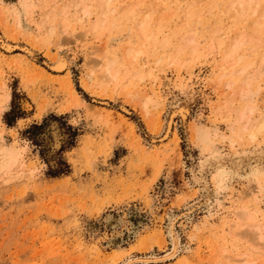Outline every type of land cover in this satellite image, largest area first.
I'll list each match as a JSON object with an SVG mask.
<instances>
[{
	"label": "rangeland",
	"instance_id": "1",
	"mask_svg": "<svg viewBox=\"0 0 264 264\" xmlns=\"http://www.w3.org/2000/svg\"><path fill=\"white\" fill-rule=\"evenodd\" d=\"M109 1L89 0L88 19L101 26L92 34L91 22L82 29L73 16L74 0H0V264H227L214 258L223 247L233 258L240 254L243 262L264 264L263 252L251 245L243 227L237 232V224L236 237H230L233 222L264 224V129L256 130L264 110V29L260 36L249 30L263 0L240 23L228 17L237 5L227 7L231 0H111L108 9ZM191 2L196 4L188 7ZM68 3L66 28L59 12ZM136 4L141 13L126 16ZM205 5L208 10H200ZM146 6L154 10L147 30L153 43L135 32ZM243 32L248 37L232 59L237 62L213 70L231 37ZM190 36L198 57L186 48ZM209 39L219 44L215 55L203 52L212 45ZM106 55L119 66L117 78L109 81L101 71ZM59 56L67 67L57 72L50 65ZM190 57L197 60L192 64ZM138 69L146 74L150 69L151 77L142 72L138 81ZM69 80L88 105L72 95ZM249 81L251 90L261 91L248 100L242 91ZM125 93L149 95L144 109L152 113L151 127ZM242 100L254 107L243 123L237 117ZM192 124L217 128L211 150L195 142ZM245 125L250 128L241 132ZM234 128L244 139L232 145ZM258 183L262 197L241 198L240 191ZM240 207L255 219L243 216ZM172 227L178 240L174 255Z\"/></svg>",
	"mask_w": 264,
	"mask_h": 264
},
{
	"label": "bare ground",
	"instance_id": "2",
	"mask_svg": "<svg viewBox=\"0 0 264 264\" xmlns=\"http://www.w3.org/2000/svg\"><path fill=\"white\" fill-rule=\"evenodd\" d=\"M56 1V0H55ZM54 0H53V2H55ZM101 1V0H100ZM208 2H209V0H207ZM232 1V2H231ZM229 3H228V5H227V7H229V5H231V7L233 6V5H235V4H237L236 6H233L234 8L232 9L231 8V10H233V12H231L232 14H228L229 16L228 17H230V18H233L234 20H231L232 22L234 21V22H238V21H241V22H243L245 19H246V17H247V15H249V14H253V12L254 13H256V11H257V7H258V5H259V3H260V1L261 0H231ZM52 2V3H53ZM94 2V1H93ZM104 2V1H103ZM172 2V1H171ZM197 2V1H196ZM199 3L201 2V0L200 1H198ZM197 2V3H198ZM203 2V1H202ZM206 2V1H205ZM210 2H212V0L210 1ZM209 2V3H210ZM263 2H264V0H263ZM262 2V3H263ZM101 3V2H100ZM99 3V4H100ZM173 4H174V2H172ZM176 3V2H175ZM179 3H181V2H179ZM193 2H191V3H188L187 4V6L189 5H191ZM198 3V4H199ZM261 3V4H262ZM70 3H68V4H66L65 6L63 5V7L61 8L62 10H61V12H59L60 14H61V16H63V27H66L67 28V24L69 23L70 24V22H69V19L71 18H67V12L69 13V11L70 10H68V8H70L71 6H74L73 8H74V11H73V16L75 17V19L76 20H78L79 21V23L78 24H80L81 25V28L83 29V28H85V24H90V22L91 21H89V19H88V17L90 16V14H92L91 13V11H90V2H89V0H74V2H71V6L69 5ZM156 4V3H155ZM158 4V3H157ZM169 4H171L170 2H169ZM196 3H193L192 5H195ZM69 5V6H68ZM79 5H80V7H79ZM136 5H137V8H136ZM135 5V7H133V8H129V9H127V10H129L128 12H127V15L126 16H128V17H130L131 16V14H137L138 13V11L140 10V7H139V10H137L138 9V4H136ZM180 5V4H179ZM191 5V6H192ZM202 5V4H201ZM207 5V4H206ZM206 5H205V7H203V8H201V6H200V10L202 9H204L205 8V10H208V9H206ZM108 9H111V0L109 1V3H108ZM167 6H168V4H167ZM167 6H166V8H167ZM171 6V5H170ZM188 6V7H189ZM264 6V5H263ZM132 7V6H131ZM161 6H159V8H160ZM176 7H178V6H176ZM188 7H187V10L189 11V12H191V10H189L188 9ZM208 7V6H207ZM213 7V6H212ZM211 7V8H212ZM227 7L225 8V9H227ZM260 7H262V6H260ZM125 8H127V7H125ZM162 8V7H161ZM163 8H165V7H163ZM179 8V7H178ZM181 8V7H180ZM192 8V7H191ZM259 8V7H258ZM168 9V8H167ZM195 9V8H194ZM261 9V8H260ZM26 10V9H25ZM72 10V9H71ZM142 10V9H141ZM141 10L139 11L140 13H141ZM144 10H145V13H144V15H145V17L139 22V23H137V24H139V28H137V27H135V28H137V30L135 29V32H137V31H139L141 34H142V36L141 37H144L145 39L144 40H151L152 41V43H153V41H156V40H154L152 37H154L153 35H148L147 34V30H148V20H149V12H150V14L152 13V8H151V6H146L145 8H144ZM159 10H161V9H159ZM180 10V9H179ZM197 10V9H196ZM211 9H209V11H210ZM230 9H229V11H231ZM26 11H28V10H26ZM101 11V10H100ZM162 11H163V9H162ZM167 11V10H166ZM208 11V12H209ZM97 12V11H96ZM99 12V11H98ZM102 13L101 14H104L105 16H103V18L104 17H106V15H107V17H108V14H107V11L106 10H102L101 11ZM121 12H123V11H121ZM126 12V11H125ZM153 12H154V10H153ZM164 12V11H163ZM184 12H185V9H184ZM189 12H188V15H189ZM198 12H201V11H198ZM204 12H206V13H208L207 11H204ZM211 12V11H210ZM227 12V11H226ZM81 15H80V14ZM139 13V14H140ZM206 13H204L205 15H207ZM258 13V12H257ZM260 14H259V17H257L255 20H253V19H251V20H253L252 22H251V29H249V27H247L249 30H250V32L251 33H254L255 35L256 34H258L259 35V33L260 32H262V30L264 29V21L262 20L263 18H264V8H263V11L261 10L260 12H259ZM72 14V13H71ZM98 14H100V12L98 13ZM153 14V13H152ZM151 14V15H152ZM187 14V13H186ZM185 14V15H186ZM193 14V13H192ZM194 14H196L195 12H194ZM200 14V13H199ZM201 14L203 15V13L201 12ZM15 16H14V18L16 17V27H20L21 26V20H20V17H19V15L17 14V16H16V14H14ZM119 15V16H118ZM118 19H121L122 18V20L124 21V16H125V14L124 15H122V14H120V12L118 13ZM122 15V17H120ZM256 15V14H255ZM116 16V17H117ZM135 16H138V14L137 15H135ZM140 16L142 17L143 16V14H140ZM194 16V15H193ZM132 17V16H131ZM134 17V16H133ZM140 17V18H141ZM150 17H152V16H150ZM185 17H187V15L185 16ZM196 18H198L197 16H195ZM249 17V16H248ZM247 17V18H248ZM256 17V16H255ZM110 17H108V19H109ZM201 18V17H200ZM106 19V18H105ZM118 19H116V20H118ZM127 19V18H126ZM125 19V20H126ZM131 19V18H130ZM188 19H189V16H188ZM71 20V19H70ZM100 20V19H99ZM98 20V21H99ZM104 22L106 21V20H104V19H102ZM101 20V21H102ZM151 20H153V18L151 19ZM186 20H187V18H186ZM185 20V21H186ZM202 20V19H201ZM200 20V21H201ZM250 20V21H251ZM94 21H96V19L94 20ZM115 21V20H114ZM247 21V20H246ZM250 21H248V22H250ZM92 22H93V20H92ZM92 22H91V26H90V28H91V31H92V34L93 33H96V32H99V29H100V27H99V23L98 24H95L94 22H93V24H92ZM107 22V21H106ZM110 22V21H109ZM118 22V21H117ZM52 23V22H51ZM101 23H103V22H101ZM100 23V24H101ZM189 23H191L190 22V20H189ZM238 23H240V22H238ZM104 24V23H103ZM102 24V25H103ZM110 24V23H109ZM111 24L113 25V23H112V21H111ZM155 24V23H154ZM236 24V23H235ZM247 24V23H246ZM250 24V23H249ZM61 25V24H60ZM111 25V26H112ZM114 25H115V23H114ZM117 25H119L118 23H117ZM152 25V24H151ZM87 26V25H86ZM120 26H122V24L120 25ZM138 26V25H137ZM153 26V25H152ZM151 26V27H152ZM186 26V25H185ZM216 26H217V24H216ZM246 26H248V25H246ZM103 27H105L104 25H103ZM102 27V28H103ZM113 28H114V26H112ZM111 27V28H112ZM118 27V26H117ZM154 28H156L157 29V26L156 25H154L153 26ZM213 28H215L214 26H212ZM65 28V29H66ZM88 28V27H87ZM89 28V29H90ZM159 28V27H158ZM185 28V27H184ZM212 28V29H213ZM219 28V27H218ZM63 29V28H62ZM139 29V30H138ZM64 30V29H63ZM88 30V29H87ZM86 30V31H87ZM152 30V29H151ZM65 31V30H64ZM90 31V32H91ZM149 31V30H148ZM154 31V30H153ZM212 32H211V37H212V33H214L215 32V29H213V30H211ZM217 31H219V30H217ZM150 32H152V31H150ZM154 32H156V31H154ZM242 32V31H241ZM85 33V32H84ZM87 33V32H86ZM86 33H85V35H86ZM89 33V32H88ZM100 33V32H99ZM138 33V32H137ZM153 33V32H152ZM237 33V32H236ZM235 33V34H236ZM247 33H249V31L247 32ZM91 34V33H90ZM135 34V33H134ZM215 34V33H214ZM239 34V33H238ZM237 34V35H238ZM99 35V34H98ZM209 35V34H208ZM233 36H235L234 34H232ZM247 34L246 33H241L240 35H238V36H236L235 37V39H234V37H231V42L230 43H228V45H227V47H225L226 49H225V51H223V52H225V53H223V55H224V57H221V59H222V61L221 60H219V63H217V65H213V67L215 66H219L218 67V69H220V67H221V64L222 63H225L226 64V68H227V66H229V61H230V63L231 62H233V61H236V58H235V60H232V59H234V57H236V53H237V51L241 48V46L243 45V43H245L246 44V42H245V37H248V36H246ZM261 35V34H260ZM259 35V36H260ZM158 36V35H157ZM94 37H96V36H94ZM97 37H99V36H97ZM140 37V36H139ZM186 37V36H185ZM250 37V36H249ZM152 38V39H151ZM212 38H214V37H212ZM217 38V37H216ZM139 39V38H138ZM250 39H252V38H250ZM253 39H255V38H253ZM143 40V38L141 39V41ZM149 40V41H150ZM181 40V39H180ZM211 40H213V44L210 42V39H209V44L211 45V47H206V48H208L207 50H203V52L204 51H206L204 54H206V55H208V54H210V53H212V52H214L215 51V47L216 46H218L219 44H217L216 45V41H215V44H214V39H211ZM218 40H220V39H218ZM218 40H217V43H219L218 42ZM247 40V39H246ZM5 41V40H4ZM139 41V40H138ZM150 41V42H151ZM195 40H193L192 38H191V36H190V38H189V40L187 41V43L188 44H190L189 46H186V48L187 47H189V48H191V50H192V55H194V54H196L198 51H199V49H198V45H194L195 44V42H194ZM222 41L223 40H221V44H222ZM248 41V40H247ZM144 42V41H143ZM143 42H139V43H142L141 45H139V46H141L142 48L144 47L143 46ZM146 42V41H145ZM183 42V41H182ZM182 42H181V44H182ZM198 42V41H197ZM249 42H251V41H249ZM6 43H8V42H5V43H3V45H5V46H7L8 48H11V46L9 45V44H6ZM159 44H161L162 42H158ZM207 43V42H206ZM180 44V45H181ZM197 44V43H196ZM14 45V44H13ZM156 45V44H155ZM177 45V44H176ZM180 45H178V46H180ZM185 45V44H184ZM184 45H182V47L184 46ZM216 45V46H215ZM162 46H163V44H162ZM191 46V47H190ZM244 46V45H243ZM248 46H250V45H248ZM126 47H128V46H126ZM125 47V49H127ZM148 48H149V46H147ZM159 47V45L155 48V49H157ZM246 47V46H245ZM245 47H243V48H245ZM27 48V47H26ZM129 48V50H130V48H132V47H128ZM135 48H137V46L135 47ZM139 48V47H138ZM141 48V49H142ZM150 48H151V45H150ZM178 48V47H177ZM181 47H179V49H180ZM201 48H203V46L201 47ZM205 48V49H206ZM248 48V47H247ZM125 49H124V52H125ZM133 49V50H132ZM131 50H132V54H133V51H134V48H132ZM183 49H185L184 47H183ZM182 49V50H183ZM218 49V48H217ZM246 49V48H245ZM11 50V49H10ZM128 50V49H127ZM130 50V51H131ZM138 50H140V49H138ZM144 49H142V52H141V50H140V53H144L145 52V50L143 51ZM185 50H189V49H185ZM201 50V49H200ZM9 51V50H8ZM26 51H28V50H26ZM149 51V50H148ZM184 51V50H183ZM190 51V50H189ZM189 51H187V54L189 53ZM242 51H243V49H242ZM241 51V52H242ZM100 52V51H99ZM129 52V51H128ZM135 52V51H134ZM174 52V51H173ZM179 52H181V51H179ZM216 52V51H215ZM215 52L213 53L214 55H215ZM239 52H240V50H239ZM238 52V53H239ZM240 52V53H241ZM109 53V52H108ZM130 53V52H129ZM148 53V52H147ZM175 53V52H174ZM176 53H177V51H176ZM175 53V54H176ZM186 53V52H185ZM200 53H202L201 51H200ZM219 53H220V51H219ZM95 54V53H94ZM94 54H92V55H94ZM105 54V53H104ZM124 54V53H123ZM125 54H126V52H125ZM125 54H124V56H125ZM136 54H137V51H136V53H134V56H136ZM145 54V53H144ZM198 54V53H197ZM197 54H196V57H198L197 56ZM222 54V53H221ZM131 55V54H130ZM130 55H128L129 57H132V56H130ZM140 55V54H139ZM148 55V54H147ZM179 55H181L180 53H179ZM239 55V57H241L242 55H240V54H238ZM62 56V55H61ZM102 56H103V54H102ZM102 56H100V57H102ZM118 56V55H117ZM132 57L131 59H132V61H133V58L135 59V57ZM182 56V55H181ZM222 56V55H221ZM104 57V56H103ZM122 57V56H121ZM167 57V56H166ZM173 57V55H171V60L174 58H172ZM177 57H179V56H176V58ZM187 57V56H186ZM196 57H195V59L193 58H191V59H189L188 61H195V60H197L196 59ZM212 57H214V56H212ZM216 57V56H215ZM158 58V57H157ZM156 58V59H157ZM161 58V57H160ZM159 58V59H160ZM163 58V57H162ZM180 58V57H179ZM203 58V57H202ZM207 58V57H206ZM116 58H113V57H111V56H105V60L103 61V69L101 70V71H103V73H105V76H104V79L106 80V78H107V80L106 81H109L110 79L112 80V79H116L117 78V73H119V68H117V67H119V66H116V61H117V59L115 60ZM130 58H129V60L128 61H130L131 60ZM158 59V60H159ZM165 59V58H164ZM163 59V62H165L166 63V59L164 60ZM184 58H182L181 60H183ZM200 59V58H199ZM231 59V60H230ZM162 60V59H161ZM161 60H160V63H161ZM170 60V59H169ZM170 60V61H171ZM180 60V59H179ZM180 60V61H181ZM138 61V60H137ZM179 61V62H180ZM190 61V62H191ZM193 61V62H194ZM214 61H215V59H214ZM221 61V62H220ZM262 63H261V65H264V58H262ZM125 62H126V60H125ZM162 62V63H163ZM172 62V61H171ZM178 61H174V63H177ZM183 62V61H182ZM212 62H213V59H212ZM237 62V61H236ZM130 63V62H129ZM128 63V64H129ZM131 63H133V62H131ZM173 63V62H172ZM173 63V64H174ZM184 63V62H183ZM186 63H188V62H186ZM192 63V62H191ZM234 63V62H233ZM156 64L158 65L159 63H157L156 62ZM164 64V63H163ZM163 64H159L160 66L161 65H163ZM167 64V63H166ZM193 64V63H192ZM213 64H214V62H213ZM225 64L223 65V66H225ZM228 64V65H227ZM124 65V64H123ZM134 65V64H133ZM137 65V64H136ZM136 65H134V66H136ZM143 65V64H142ZM151 65V64H150ZM168 65H169V63H168ZM180 65H182V64H180ZM179 65V66H180ZM231 65V64H230ZM50 66H52V68L55 70V71H57V72H60V71H63V70H65L66 69V67H67V61L66 60H64V59H62V58H60V56H59V58L58 59H56V61L53 63V65H50ZM102 66V65H101ZM145 66V65H144ZM156 66V65H155ZM174 66V65H173ZM179 66L177 67V68H179ZM184 66H186V65H184ZM223 66H222V69H223ZM121 67V66H120ZM127 67V66H126ZM152 67V66H151ZM150 67V68H151ZM156 67H158V66H156ZM175 67V66H174ZM182 67V66H181ZM180 67V68H181ZM215 67L213 68V70L215 69ZM217 67H216V69H217ZM51 68V69H52ZM123 67H121V69H122ZM128 68V67H127ZM160 68V67H159ZM177 68H176V70H177ZM180 68H179V70H180ZM246 67H244V68H242L241 69V72H243V70L245 69ZM125 70H126V68H124ZM137 69V68H136ZM141 69H142V66H141ZM140 69V70H141ZM182 69H184V68H182ZM229 69V68H228ZM144 70V69H143ZM143 70L142 71H139V69L138 70H136L135 71V73L137 74V76H135L137 79H138V81L139 80H141V78H142V76H141V78L139 79L138 77H140V75H143L144 76V74H145V78H146V76H148V77H151V76H149L148 75V71H150V69H148V71H147V74L145 73V72H143ZM152 70H153V68H152ZM212 70V71H213ZM233 70V69H232ZM258 72L256 71V76L260 73V71H261V68L259 67L258 69ZM41 71V70H40ZM97 71H100L99 69L97 70ZM121 71V70H120ZM126 71H128V70H126ZM137 71H139L140 73H139V76H138V73H137ZM161 71V70H160ZM178 71V70H177ZM181 71V70H180ZM221 71V70H220ZM132 72V71H131ZM142 72L144 73V74H142ZM153 72V71H152ZM182 72V71H181ZM219 72V71H218ZM222 72V71H221ZM226 72H228V71H226ZM230 72H231V70H230ZM103 73H102V75H103ZM122 73H124V72H122ZM134 72H132V74L134 75L135 74ZM179 73V72H178ZM215 73H217V71H215ZM129 74V73H128ZM127 74V75H128ZM131 74V75H132ZM135 74V75H136ZM149 74H151V73H149ZM223 73H220L219 72V75L221 76ZM229 73H227L226 75H228ZM152 75V77L154 78V75H153V73L151 74ZM158 75V74H157ZM157 75H156V77H157ZM213 75V74H212ZM120 76V74L118 75V77ZM216 76V75H215ZM218 76V75H217ZM216 76V77H217ZM223 76H224V74H223ZM122 77V76H121ZM131 77V76H130ZM156 77H155V79H156ZM228 77V76H227ZM215 78V77H214ZM213 77H212V79H214ZM222 77H220V79H221ZM109 79V80H108ZM131 79H132V77H131ZM143 79V78H142ZM209 79H210V77H209ZM218 79V80H217ZM216 80L217 81H219V76H218V78H217ZM224 79V78H223ZM228 79V78H227ZM246 79V78H245ZM24 80H26V79H24ZM102 81H104L103 79H101ZM119 80V79H118ZM211 80V79H210ZM215 80V81H216ZM247 80V79H246ZM115 81V80H114ZM138 81H137V83H138ZM214 81V82H215ZM215 82V84L214 85H216V83H218V82ZM224 81V80H223ZM225 81H227V80H225ZM91 82V81H90ZM105 82V81H104ZM120 82V81H119ZM230 82H232V81H230ZM97 83H99V82H97ZM106 83V82H105ZM123 83V82H122ZM133 83H134V80H133ZM211 83V82H210ZM224 82H222V84H223ZM226 83V82H225ZM233 83V86H234V82H232ZM245 82H243V84H244ZM250 83V84H249ZM251 83L252 82H248L247 84H248V87H247V84H245V87H247L245 90H241L242 91V94L245 96V98L246 99H248L249 100V96L251 95H253V94H256V93H258V92H260L261 91V89L258 87V88H256V90H251V88L249 87V85L251 86ZM93 84V83H92ZM96 84V83H95ZM135 84V83H134ZM68 85H69V88H70V90H71V92H72V95L74 96V97H76V99L78 100V101H80V103H82V104H84V105H88V102L85 100V99H82V97H79V94L75 91V89H74V86L72 85V81H70L69 80V82H68ZM100 85H101V82H100ZM221 85V84H220ZM224 85V84H223ZM223 85H221L222 87H223ZM226 86H227V88H228V86L229 87H232L231 85L232 84H225ZM89 86V85H88ZM96 86H99V84L98 85H96ZM240 87H241V85H240ZM89 88V87H88ZM91 88H92V86H91ZM96 88V87H95ZM97 88H99V87H97ZM96 88V89H97ZM158 89V88H157ZM234 89V88H233ZM238 89V88H237ZM236 89V90H237ZM242 89H244V87H242ZM140 90V89H139ZM154 90H156V88L154 89ZM128 91V90H127ZM135 91V90H134ZM240 91V88H239V90H238V92ZM139 91H137V93H138ZM144 92V91H143ZM146 92V91H145ZM145 92H144V94H145ZM234 92H235V90H234ZM136 93V92H135ZM135 93H130V95H127L126 93V95L129 97V98H127L128 100V102L129 103H132L131 105L133 106H135V107H138V108H140L139 110L141 111V113H142V115H143V117H144V119L147 121V123L149 124V126L151 127L152 125H151V123H152V119H151V114H150V112H146L145 111V109H144V106H145V104L148 102L147 101V99L145 100V98L144 97H147V96H149V95H147V96H145V95H141L142 94V91L140 92L141 94H139V95H135ZM147 93V92H146ZM233 93V92H232ZM239 93H241V92H239ZM129 94V93H128ZM159 94V93H158ZM141 95V96H140ZM236 95V94H235ZM8 96V95H7ZM73 97V98H74ZM6 98V97H5ZM150 98V97H149ZM233 98V97H232ZM241 98V97H240ZM151 99H152V97H151ZM243 99H244V97H243ZM126 100V99H125ZM149 100V99H148ZM245 100V99H244ZM247 100V101H248ZM147 101V102H146ZM151 101V100H150ZM149 101V102H150ZM234 101V100H233ZM4 102V101H3ZM148 102V103H149ZM242 105H241V107L239 106V108H238V106H237V110H238V112H239V115H237V117H238V120L239 121H242V123H243V121L244 120H246L248 117H249V115H251V113H252V111L254 110V107L253 106H249V105H247L246 104V102H244L243 100H242ZM7 103V102H6ZM148 103L146 104V105H148ZM5 104V103H4ZM244 104V105H243ZM220 106V105H219ZM87 107V106H86ZM216 107V106H215ZM232 107V106H231ZM101 110H103V109H101ZM148 110H149V108H148ZM179 110H181V109H179ZM182 110H184V109H182ZM181 110V112H183ZM105 111V110H104ZM108 112H109V110H107ZM111 111V110H110ZM110 113V112H109ZM179 113V112H178ZM186 113V112H185ZM174 114L175 113H173V116H174ZM181 114V113H180ZM183 114H184V112H183ZM105 115V114H104ZM182 115V114H181ZM261 115V114H260ZM110 116V115H109ZM108 116V117H109ZM105 117V116H104ZM106 117H107V115H106ZM153 117V116H152ZM184 117V116H183ZM260 118H258V119H261L260 121H257L258 123H260L259 125L261 126V127H258V125H256V127H258V128H256V130L257 129H259V130H257L258 132H262V130L264 129V110L262 111V118H261V116H259ZM249 118H251V116L249 117ZM248 118V119H249ZM110 119H111V117H110ZM173 119V118H172ZM255 119V118H254ZM237 120V121H238ZM105 121H106V119H105ZM111 121V120H110ZM150 121H151V123H150ZM236 121V122H237ZM248 121V120H247ZM126 122V121H125ZM169 122V121H168ZM246 122V121H245ZM244 122V123H245ZM257 122H256V124H257ZM108 123V122H107ZM235 123V122H234ZM242 123H241V127H243V125H242ZM249 122H247V124H248ZM253 123H254V125H255V120L253 121ZM246 124V125H247ZM252 124V123H251ZM130 125H132V124H130ZM168 125V124H167ZM193 125V124H192ZM245 125V127H244V129L243 130H241V132L242 131H244L245 130V128H247V129H249L248 128V126H246ZM249 125V124H248ZM169 129H170V123H169ZM236 126V125H235ZM240 126V125H239ZM241 127H239V129L241 128ZM252 127H254L253 125H252ZM251 127V128H252ZM192 129H193V133H194V135H193V138H195V142L199 145V146H201V148L203 149V150H211L212 149V146H213V137L214 136H217L218 135V130H217V128H213V129H211L210 127H206V126H201V125H193V127H191ZM255 128V127H254ZM261 128H263V129H261ZM112 129V128H111ZM191 129V130H192ZM239 129L238 128H234V131L233 130H231L232 132L231 133H233V135L235 136L234 138V140H231V144L233 145V143L234 142H239V141H243V139H244V136H243V138L241 137V135H240V131H239ZM246 129V130H247ZM261 129V130H260ZM152 130V129H151ZM167 130H168V128H167ZM254 130V129H253ZM251 131V133H250V131H249V133H250V136L252 135V139H253V137H255V130L254 131ZM110 131V130H109ZM168 132V131H167ZM260 132V133H261ZM244 133V132H243ZM259 133V134H260ZM114 135V134H113ZM244 135V134H243ZM231 138H233V137H231ZM175 139H176V137H175ZM218 174V173H217ZM215 176V175H214ZM217 176V175H216ZM219 176V175H218ZM239 191V190H238ZM240 192H242L241 193V198L242 197H246V196H250L249 198H253V199H257V197L258 196H261V195H263L262 194V186L260 185V183H258V184H256V186H254V187H252V188H249V189H244L243 191H240ZM262 197V196H261ZM259 198V197H258ZM244 199V198H243ZM246 199V198H245ZM242 200V199H241ZM237 208V207H236ZM240 209L242 210V212H243V216L244 215H247V218H252V219H255V218H253L252 216H253V214L251 215L250 213L248 214V212H245V208L244 207H240ZM258 209H260V208H258ZM259 211V210H258ZM246 213V214H245ZM235 214V213H234ZM251 219V220H252ZM257 219V218H256ZM248 220H250V219H248ZM236 222V221H235ZM237 224H239L238 226H236ZM235 226H236V230H237V232H238V229L239 228H242L243 227V231L242 232H244L243 234H245L246 235V237H249V239L248 240H250V241H252V243L253 244H251V245H254V247H255V249H257V251L258 252H260V251H262L263 252V254H264V224H261V223H254V222H251V223H245V224H243V223H241V222H239V221H237L236 223H234L233 222V224H231L230 225V232L232 233V234H230V237H231V235H232V237L234 236V237H236L235 235H237V233H236V230H235ZM241 226V227H240ZM238 227V228H237ZM245 227V228H244ZM172 236H174V247H173V249H172V251H171V253H170V255H174L175 253H177V251H178V248H177V245H178V240H177V237L175 236V234H174V230H173V227H172ZM159 234V233H158ZM161 234V233H160ZM152 236V235H151ZM195 235L193 234V237H194ZM192 237V236H191ZM251 238V239H250ZM160 239H161V237H160ZM246 240V239H245ZM162 243V242H161ZM141 244V243H140ZM164 245V244H163ZM244 245V244H243ZM249 245V244H248ZM148 246V245H147ZM179 247V246H178ZM149 248V247H148ZM217 248V247H216ZM215 248V249H216ZM260 250V251H259ZM232 251V250H231ZM252 252H254V251H252ZM234 253V252H233ZM249 253H251V252H249ZM261 253V252H260ZM262 254V253H261ZM237 255V254H236ZM240 255V254H239ZM239 255H237V258H236V256H235V258H233L232 256L233 255H231L230 254V251H228V249H226L225 247H223V248H221V249H219V251L217 250V252H216V254H215V256H214V258H216L217 260L218 259H224L225 260V262L227 263V264H250L247 260H245L244 262H243V260H244V257L243 258H238V256ZM243 255V254H242ZM245 257H246V255H244ZM252 256V255H251ZM161 257V256H160ZM160 257H158V258H160ZM163 257V256H162ZM140 258V257H139ZM142 258V257H141ZM157 258V259H158ZM154 259V258H153ZM163 259V258H162ZM237 259V260H236ZM246 259V258H245ZM252 259V258H251ZM139 260V259H138ZM141 260V259H140ZM144 259H142V261H143ZM156 260V259H155ZM251 262V261H250ZM256 262V261H255ZM130 263V262H129ZM126 264V263H125ZM128 264V263H127Z\"/></svg>",
	"mask_w": 264,
	"mask_h": 264
},
{
	"label": "trees",
	"instance_id": "3",
	"mask_svg": "<svg viewBox=\"0 0 264 264\" xmlns=\"http://www.w3.org/2000/svg\"><path fill=\"white\" fill-rule=\"evenodd\" d=\"M79 90H81V89H79ZM21 116H23V114H18L16 117H21ZM9 123H11V122H9ZM55 175H58V174H55ZM55 175H53V176H55Z\"/></svg>",
	"mask_w": 264,
	"mask_h": 264
},
{
	"label": "snow or ice",
	"instance_id": "4",
	"mask_svg": "<svg viewBox=\"0 0 264 264\" xmlns=\"http://www.w3.org/2000/svg\"><path fill=\"white\" fill-rule=\"evenodd\" d=\"M54 135L56 134V133H53Z\"/></svg>",
	"mask_w": 264,
	"mask_h": 264
}]
</instances>
